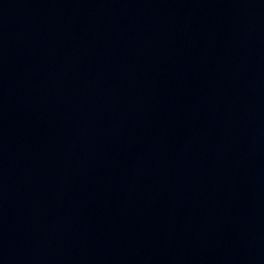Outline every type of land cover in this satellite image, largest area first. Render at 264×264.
<instances>
[{
	"label": "water",
	"instance_id": "1",
	"mask_svg": "<svg viewBox=\"0 0 264 264\" xmlns=\"http://www.w3.org/2000/svg\"><path fill=\"white\" fill-rule=\"evenodd\" d=\"M0 264H264V0H0Z\"/></svg>",
	"mask_w": 264,
	"mask_h": 264
}]
</instances>
